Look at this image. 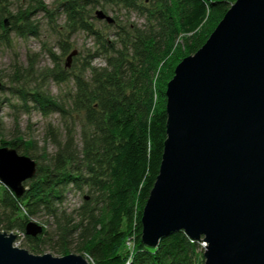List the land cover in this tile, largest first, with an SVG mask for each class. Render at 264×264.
Here are the masks:
<instances>
[{
    "label": "trees",
    "instance_id": "trees-1",
    "mask_svg": "<svg viewBox=\"0 0 264 264\" xmlns=\"http://www.w3.org/2000/svg\"><path fill=\"white\" fill-rule=\"evenodd\" d=\"M235 1L60 3L66 27L72 33L81 31L93 37L95 53L104 55L105 65L98 68L84 61L77 71L76 67L71 72L63 67L51 71L49 78L54 82L74 85V93L66 102L40 88L26 89L22 85L13 90L25 110L29 109L28 102L46 117L69 114L71 107L82 114L87 129L82 134V150L77 151L67 135L63 144L54 140L57 151L42 162L33 142L20 137L6 141L0 132V147L14 149L36 163L35 176L24 182L22 196L16 197L0 182V232L25 233L32 219L46 217L52 221V229L43 228L35 237H25L30 254H41L46 245L57 246L65 254L75 245L93 264H204L200 244L183 232L160 240L156 248L145 246L141 241V215L159 172L166 139V84L175 66L202 47ZM100 3L102 7L145 13L147 28L122 30L116 42L109 41L89 22L90 9ZM39 8L50 14L41 5L28 7L20 16L0 8V41L5 42L11 31L20 37L37 36L38 26L31 21V14ZM179 39L182 45L176 44L172 52ZM66 47H62L63 53ZM53 60L56 67V58ZM69 186L88 188L93 202L83 205L76 218L60 207ZM131 236L132 248L127 245Z\"/></svg>",
    "mask_w": 264,
    "mask_h": 264
},
{
    "label": "water",
    "instance_id": "water-1",
    "mask_svg": "<svg viewBox=\"0 0 264 264\" xmlns=\"http://www.w3.org/2000/svg\"><path fill=\"white\" fill-rule=\"evenodd\" d=\"M165 99L166 139L142 210V243L156 248L183 232L206 243L204 264H264V0H236L175 66ZM35 173L29 157L0 147V181L16 197ZM41 232L25 226L27 236ZM15 239L0 233V264H88L74 254H30Z\"/></svg>",
    "mask_w": 264,
    "mask_h": 264
},
{
    "label": "rangeland",
    "instance_id": "rangeland-1",
    "mask_svg": "<svg viewBox=\"0 0 264 264\" xmlns=\"http://www.w3.org/2000/svg\"><path fill=\"white\" fill-rule=\"evenodd\" d=\"M64 1L0 0V8L3 7L12 16H20L19 13L28 10V7L38 5L43 6L50 13L42 12L40 8L39 10H33L31 21L38 26L37 36L30 34L20 37L11 31L7 33L8 37L5 42L0 41L1 137L6 141L20 137L24 141L33 142L35 145L34 152L41 157H39L40 162H42V158L49 159L57 151L54 140L56 139L63 144L67 135L72 137L75 149L77 151L82 150V134L87 127L84 125L82 114L76 113L71 107H68L69 114H51L46 117L35 110L33 105L28 102L26 105L29 109L25 110L22 101L15 92L13 93V90H19L22 85L26 89L40 88L50 97L66 102L68 96L74 93V85L72 82H54L49 78L51 71L57 70V67H63V69L71 72L75 67V70L79 68L81 66L80 62L84 61L98 68L105 65L104 55L99 51L98 54L95 53L97 46L93 37L81 31L72 33L66 27L64 17L59 11L60 3ZM90 11L91 18L89 17V22L102 32L104 38L109 41L116 42L122 30L130 31L133 27L144 30L148 26L146 14H141L138 11H126L109 6L102 7V3L93 6ZM97 11H101L104 15L113 19L114 23L111 25L105 20L97 19L95 15ZM3 18L7 20L8 17ZM1 33L3 32L0 31ZM176 44L182 45L181 40L176 41L172 52L176 50ZM65 46H67V52L63 53L65 48L62 47ZM73 52H75V55L71 56L68 61V57ZM53 57L56 58V67ZM67 63H69L68 67H66ZM90 195L86 187L75 189L69 186L64 192V201L60 207L67 215L76 218L78 216L77 212L83 205L87 203L90 206L93 205ZM31 222L42 230L43 228L46 230L53 228L52 221L46 217H38L32 219ZM8 234L16 236L13 243L14 247L27 250L25 241L27 235L25 233L15 231ZM130 239V242L127 241V245L132 248L134 236H131ZM198 243L203 251L202 243L205 247L206 243L202 239ZM68 250V253L62 254L57 246L46 245L39 255L50 254L53 257H62L74 254L81 256L88 264H93L92 261L84 257L83 253L76 250L75 245H71Z\"/></svg>",
    "mask_w": 264,
    "mask_h": 264
},
{
    "label": "bare ground",
    "instance_id": "bare-ground-1",
    "mask_svg": "<svg viewBox=\"0 0 264 264\" xmlns=\"http://www.w3.org/2000/svg\"><path fill=\"white\" fill-rule=\"evenodd\" d=\"M1 182V181H0ZM2 183V182H1ZM3 184V183H2ZM129 242H130V240H129ZM132 245H133V243H132ZM204 248H205V246H204ZM204 248H203V251H204Z\"/></svg>",
    "mask_w": 264,
    "mask_h": 264
},
{
    "label": "built area",
    "instance_id": "built-area-1",
    "mask_svg": "<svg viewBox=\"0 0 264 264\" xmlns=\"http://www.w3.org/2000/svg\"><path fill=\"white\" fill-rule=\"evenodd\" d=\"M202 246L204 247V243H202Z\"/></svg>",
    "mask_w": 264,
    "mask_h": 264
}]
</instances>
